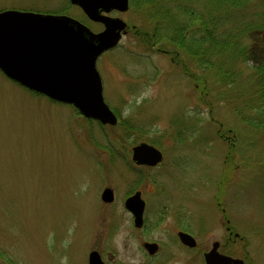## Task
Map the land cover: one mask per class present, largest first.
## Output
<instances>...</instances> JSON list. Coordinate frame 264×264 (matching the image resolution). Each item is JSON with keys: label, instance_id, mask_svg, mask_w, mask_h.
I'll return each mask as SVG.
<instances>
[{"label": "rangeland", "instance_id": "obj_1", "mask_svg": "<svg viewBox=\"0 0 264 264\" xmlns=\"http://www.w3.org/2000/svg\"><path fill=\"white\" fill-rule=\"evenodd\" d=\"M166 1L160 5L177 9ZM260 1L235 0L223 20L230 13L232 20L251 23L258 18L250 14L259 15L264 6ZM146 3L131 0L129 11L111 13L125 19L129 31L96 62L104 99L119 119L116 126L87 120L74 106L29 91L0 69V251L15 264H89L92 250L106 259L115 255L121 264H162L147 262L142 231L124 208L131 183L141 175L130 164V148L142 141L161 146L167 156L142 175L158 183L146 187L149 218L159 219L161 198L180 203L185 182L196 187L190 207L200 250L164 251L159 258L177 254L163 264H205L203 251L226 240L224 218L212 202L219 194L241 237L229 240L224 250L246 264H264V132L242 122L236 111L255 91L264 32L244 39V63L233 58L224 66L234 68L233 83L222 72L198 69L187 55L179 58L190 67L184 70L177 56L172 61L175 48L168 54L148 47L142 41L151 26ZM4 10L66 14L95 32L103 30L69 0H0ZM245 107V117L253 119L256 114ZM107 187L116 191L113 206L101 199ZM170 215L153 231L150 223L145 238L168 241L175 212ZM0 264L9 262L0 257Z\"/></svg>", "mask_w": 264, "mask_h": 264}, {"label": "water", "instance_id": "obj_2", "mask_svg": "<svg viewBox=\"0 0 264 264\" xmlns=\"http://www.w3.org/2000/svg\"><path fill=\"white\" fill-rule=\"evenodd\" d=\"M83 11L89 21L100 23L103 30L89 26L66 14L35 11H0V69L6 77L30 91L54 102L74 106L82 116L103 125L116 126L118 116L104 99L103 82L98 71V59L119 46L128 33L129 25L111 12L125 13L130 0H69ZM133 161L138 165L156 166L163 161L162 152L152 144L141 142L133 148ZM105 203L114 200L112 188L101 194ZM126 208L134 219V226L144 224L145 201L137 192L126 200ZM181 241L195 247L196 240L187 233H179ZM150 254L158 245L144 244ZM219 242L205 253L206 264H246L238 257L219 253ZM89 264H106L97 250L89 254Z\"/></svg>", "mask_w": 264, "mask_h": 264}, {"label": "trees", "instance_id": "obj_3", "mask_svg": "<svg viewBox=\"0 0 264 264\" xmlns=\"http://www.w3.org/2000/svg\"><path fill=\"white\" fill-rule=\"evenodd\" d=\"M134 3V0H132ZM149 4L146 17L151 26L143 35V42L147 46L154 49L162 47L164 51L176 54L179 58H186L185 55L202 71L216 70L222 72L231 78L234 83V68L228 66L227 63L233 64V58L239 63H244V57L248 45L244 43V39L251 36V33L264 32V6L260 10L259 15L251 13V18L255 17L251 23L241 24L240 21L232 20L229 13L228 21L225 15L232 10L235 0H170L166 3H176V10L172 11L161 6V2L165 0H145ZM159 1V5L153 6ZM261 4L264 1H260ZM203 3V4H202ZM238 3V2H237ZM239 8L246 7V4H238ZM239 9V11H240ZM233 14V13H232ZM236 15V14H234ZM224 19V20H223ZM232 20V21H231ZM180 60V59H179ZM183 69L188 71L190 68L186 62H182ZM208 74L205 72L203 75ZM231 75V76H230ZM255 80L252 82L254 87L251 100L242 99L245 108L252 110L256 114L253 119L245 117V109L237 108L238 119L245 122L256 129L264 132V62L256 67ZM243 110V111H242ZM91 120V119H87ZM92 121V120H91ZM0 257L8 260L9 264H15L10 256L0 251Z\"/></svg>", "mask_w": 264, "mask_h": 264}, {"label": "flooded vegetation", "instance_id": "obj_4", "mask_svg": "<svg viewBox=\"0 0 264 264\" xmlns=\"http://www.w3.org/2000/svg\"><path fill=\"white\" fill-rule=\"evenodd\" d=\"M164 52L168 53L166 51H164ZM173 58L174 57H172V61L174 62L175 59H173ZM180 64H182V62H180V60H179V65ZM194 78L195 77H193L192 79L195 80ZM221 137L226 138V136H224V135H221ZM134 146H132L130 148L131 149L130 155H131V161H132V162H130V164H131V166L134 167V169H139L141 175H139V178H136L131 183L133 185H132V187H130V190H129L128 194L126 195V197H124L125 198L124 208L133 218L132 213L129 210H127V208H126V205H125L126 200L128 199V197H131V196L133 197V195L136 194L137 192L141 193V198L145 201L144 224L141 228L135 227V229L142 231V237L144 239L141 243V250H143V253L145 255V259L147 260V262L152 261L153 259L154 260L155 259L156 260L161 259L162 264H163L167 259H169V257L174 258V257H176V254H177L176 252L172 251V253L169 256L159 258V256H161V254L164 253V251L166 253L167 250H169V251L174 250L176 247L183 252L189 251V252L195 253V251L200 250L198 247L199 241L197 238L195 216H193V212H192V209L190 207L191 202L194 201V198L197 194L195 185L192 182L191 183L185 182V184H183V186H181L182 190L184 191V196H183L184 198L178 204L174 203V201L172 202L171 197L161 198L160 199L161 202L159 205L157 204V206H156L157 209L155 211L156 212L155 215L157 214L160 217L156 222H154L152 220V218H149L150 216H147L148 200H147V197H145V196H146V192L148 191V188H146V187H148L149 183H152L153 186H157L158 183L156 180H153V179H148V178L144 179L142 177V175H144V171H148V170L158 168L161 164L163 165V163L166 162L167 156L165 154V150L164 149L162 150L161 146H159L157 148L162 152L163 161L160 162L159 164H157L156 166H153V165L152 166H148V165H142L141 166V165H138L137 163H135L132 159ZM109 188H111V187H109ZM112 190L114 192V200L111 203H105L109 206H113L116 203L115 202L116 197H117L116 191L113 188H112ZM216 197H217L216 200L212 199V202H214L215 208L218 209V211L222 214V216L224 218V222H223L224 224L223 225H225V231L228 232L229 236L226 238V240L224 242L220 241V240H215V241L219 242V248H218L219 253L228 255L227 251L224 250V248H226L225 245H227L229 240H231L232 238L234 240H237L238 238L241 239V237H240V234L238 232H235V230H233L232 226H230V224H229L230 221H229V218L227 216L226 209H225L224 205L222 204L223 202L219 201V200H221V194H219V196L216 195ZM173 211L175 212V216H173V221L169 222L171 224L170 225L168 224L169 227H167L168 241L161 242V241H156L154 239L145 238L147 236L146 234H148V232H150L153 228L155 229V228L159 227L161 222L165 221L167 219V216H169ZM133 221H134V219H133ZM150 223L153 226H152L151 230H148ZM181 232L187 233V234L191 235L192 237H194L196 240V246L190 247V246H187L185 243H183L181 241L180 236H179V233H181ZM215 241H213V243ZM146 242H152V243H156L158 245V248H156V252L154 254H150L147 250H145L144 244ZM213 243L211 244V248H212ZM211 248L206 250V251H203V253H202L203 254V260H204L205 264H206L205 257H204L205 253H207L209 250H211ZM101 257L106 264H121L120 262H117L115 255L109 256V259L104 258L102 255H101Z\"/></svg>", "mask_w": 264, "mask_h": 264}]
</instances>
